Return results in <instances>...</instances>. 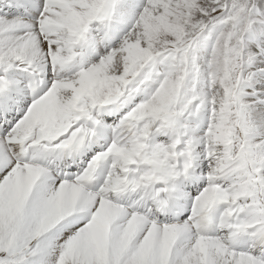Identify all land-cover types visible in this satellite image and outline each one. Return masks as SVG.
<instances>
[{
    "label": "snow or ice",
    "instance_id": "6c2138e0",
    "mask_svg": "<svg viewBox=\"0 0 264 264\" xmlns=\"http://www.w3.org/2000/svg\"><path fill=\"white\" fill-rule=\"evenodd\" d=\"M0 264H264V0H0Z\"/></svg>",
    "mask_w": 264,
    "mask_h": 264
}]
</instances>
